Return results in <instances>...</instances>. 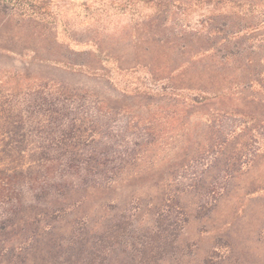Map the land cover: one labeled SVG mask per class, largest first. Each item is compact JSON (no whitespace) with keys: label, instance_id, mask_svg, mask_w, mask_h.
Instances as JSON below:
<instances>
[{"label":"rangeland","instance_id":"374dc122","mask_svg":"<svg viewBox=\"0 0 264 264\" xmlns=\"http://www.w3.org/2000/svg\"><path fill=\"white\" fill-rule=\"evenodd\" d=\"M46 1L52 45L0 24V94L15 105L0 168L16 174L0 187V264H148L155 231L176 235L155 264H264V0ZM159 3L164 51L147 38ZM200 35L207 87L229 89L189 113L196 93L177 83L192 75L168 67ZM146 43L167 73L131 67ZM100 45L116 53L94 72L54 62Z\"/></svg>","mask_w":264,"mask_h":264},{"label":"trees","instance_id":"16d2710c","mask_svg":"<svg viewBox=\"0 0 264 264\" xmlns=\"http://www.w3.org/2000/svg\"><path fill=\"white\" fill-rule=\"evenodd\" d=\"M214 1L217 4H221L223 2H231L232 0H208ZM166 5H161L159 3V12L160 16L163 20L158 21H149L148 25L152 29V33L148 32V39H150V44L159 47L158 49H163V47L169 45L170 37H168L166 33V28L164 25V15L166 11ZM49 16L47 11V1L46 0H0V24L8 25L10 23H14L18 29L25 34H28L29 37L36 41H48L52 45L53 42L56 41V31L52 30L49 26V21L47 17ZM235 26H238L236 24ZM162 28V29H161ZM239 32V31H237ZM236 32H233L235 34ZM201 41H199V45L189 51L184 49V47L176 50L178 59H182V56L186 55V60L183 62H176L172 66H169L171 72L185 71L186 69L191 73V77L183 81V83L178 84L177 89L189 90L191 92L196 93V95H192L188 99L185 104V108L187 112L193 113L197 109H201L207 106V101L213 98H216L219 94L224 93V89L227 86L229 89V85L223 86V82H212L211 87H207V83L205 81L204 74V62L208 57L207 53L209 49L206 46L205 38L203 36H199ZM144 47H139L136 55L129 62L132 64L131 67L137 65L138 62H145V67L149 69L151 74H165L167 73L166 68H160L156 63H152L151 59L147 56L151 51V47L148 43ZM162 47V48H161ZM169 49V47H166ZM9 51V49H2ZM213 53L221 51V49L216 50L212 49ZM1 51V50H0ZM116 51L112 48L103 47L102 45L97 46L95 51H80L76 52L72 49L64 46L63 52L59 53L60 60H55V63H61L62 66L68 69L77 68H88L91 72L99 69V64H101V55L108 58H114ZM77 57V61L74 59ZM42 61H49L50 59L44 58ZM134 64V65H133ZM179 72V73H181ZM248 76L243 77L238 83L243 85V90L245 91L247 87L251 85ZM65 92H69L71 95L73 93L72 90L66 88ZM213 92L210 94L209 93ZM247 98V97H246ZM251 101V100H250ZM102 102V101H101ZM252 102V101H251ZM104 103V102H103ZM106 104V103H105ZM264 105V104H263ZM15 105H7L4 100V96L0 94V124H8L10 121L9 115H7L9 110H13ZM229 113V112H226ZM233 112L229 113L232 114ZM18 129H21V125H17ZM14 136L9 134L7 136V145L10 146L12 141L14 140ZM222 145H226V141H223ZM10 169H2L0 168V187H2V191H5L12 186V182L16 179V174L11 172ZM162 224V217L159 216L154 221L153 231ZM112 235L116 232L114 229H110ZM149 242H147L142 248V255L144 262H148V264L157 263L162 257L168 254L175 243L176 235L174 237L168 239L166 237L161 238L157 231L151 233ZM89 254H92L89 253Z\"/></svg>","mask_w":264,"mask_h":264}]
</instances>
